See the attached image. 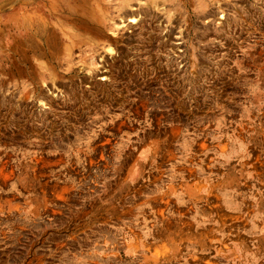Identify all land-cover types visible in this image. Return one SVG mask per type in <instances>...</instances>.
Instances as JSON below:
<instances>
[{
    "label": "rangeland",
    "instance_id": "1",
    "mask_svg": "<svg viewBox=\"0 0 264 264\" xmlns=\"http://www.w3.org/2000/svg\"><path fill=\"white\" fill-rule=\"evenodd\" d=\"M112 1L0 0V264H264V0Z\"/></svg>",
    "mask_w": 264,
    "mask_h": 264
},
{
    "label": "bare ground",
    "instance_id": "2",
    "mask_svg": "<svg viewBox=\"0 0 264 264\" xmlns=\"http://www.w3.org/2000/svg\"><path fill=\"white\" fill-rule=\"evenodd\" d=\"M194 3H195V7L197 8H200L204 3L205 1H209V0H193ZM87 2V1H86ZM93 2V1H92ZM165 2H169L172 7L174 5H179L180 4V1L179 0H144L143 4L145 6H152V7H155L157 8L159 6V4H164ZM72 3V18L74 19V22L76 23L77 21L80 22L81 24H83L82 22H87L89 23L90 25L96 27L97 29L100 28V26H98V23H100L99 19L93 15V14H87V13H84L82 10H81V7H80V0H73ZM88 3V2H87ZM94 3V2H93ZM130 0H114L112 1V5L113 7L116 9V11H119L118 12V15H120L121 17H124V18H129L131 19L132 21H136L138 20L137 18V15L138 13L137 12H134L132 11L131 9H127L126 6H130ZM88 5V4H87ZM84 6V5H83ZM175 8V6H174ZM54 10V9H53ZM69 10V9H68ZM60 11V10H59ZM95 11V10H94ZM70 12V11H69ZM165 12H166V15L168 16V13H169V9H165ZM144 13V16H146L147 14V11L146 10H143ZM70 14V13H69ZM35 14H33L31 11L30 13H26L25 14V19L27 21H31L33 18H34ZM144 16L142 18H144ZM100 17V16H99ZM155 16L152 15V18H154ZM104 18V17H103ZM140 18V16H139ZM41 20V19H40ZM169 20V18H168ZM37 22V20L35 21ZM112 23V22H111ZM105 24V23H104ZM61 25V24H60ZM114 25V24H113ZM119 25V24H118ZM35 26V25H34ZM52 26H55V25H52ZM74 29H75V32L72 36H68V37H65L63 35V31H62V28L60 29V35L64 38L63 39V42L65 43V45H67L65 48L64 47H61V51H62V58H64L65 60L66 59H69V57L71 56V53L70 51L72 50V47L74 46H78V44L81 43V41L84 40V37L83 39L81 38L82 36V30L80 29V25L79 24H74ZM32 27V26H31ZM90 28H92L90 26ZM106 28V27H105ZM116 28V27H114ZM36 30L39 31V27L38 28H35V31L33 32V35H36L38 38L35 39V42H41V35L40 34H37L36 33ZM85 30V29H84ZM100 30V29H99ZM93 32V31H92ZM149 34V33H148ZM47 35V34H46ZM52 38V37H51ZM81 38V39H80ZM54 39V38H53ZM80 39V40H79ZM92 41V40H91ZM50 43H45L46 45H48V48L52 51L56 50L55 48L57 47V42L54 41V40H49ZM44 43V42H43ZM42 44V43H41ZM44 45V44H43ZM37 50V49H36ZM64 50V51H63ZM109 50V48H108ZM50 52V51H49ZM18 57V56H17ZM22 58V57H21ZM20 59V58H19ZM13 62V61H12ZM69 62V61H68ZM66 65H68L66 62H65Z\"/></svg>",
    "mask_w": 264,
    "mask_h": 264
}]
</instances>
